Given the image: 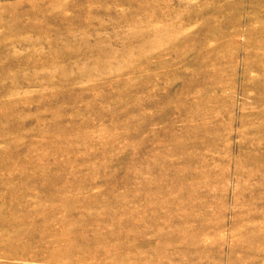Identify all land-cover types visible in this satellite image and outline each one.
I'll list each match as a JSON object with an SVG mask.
<instances>
[{
    "label": "rangeland",
    "instance_id": "1",
    "mask_svg": "<svg viewBox=\"0 0 264 264\" xmlns=\"http://www.w3.org/2000/svg\"><path fill=\"white\" fill-rule=\"evenodd\" d=\"M0 264H264V0H0Z\"/></svg>",
    "mask_w": 264,
    "mask_h": 264
}]
</instances>
